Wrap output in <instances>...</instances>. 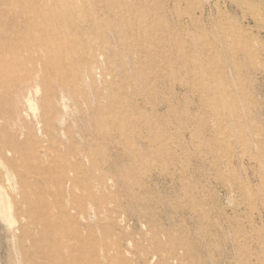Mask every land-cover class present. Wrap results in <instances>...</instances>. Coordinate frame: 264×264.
I'll return each instance as SVG.
<instances>
[{
	"label": "rangeland",
	"instance_id": "rangeland-1",
	"mask_svg": "<svg viewBox=\"0 0 264 264\" xmlns=\"http://www.w3.org/2000/svg\"><path fill=\"white\" fill-rule=\"evenodd\" d=\"M20 132L0 264H264V0H0Z\"/></svg>",
	"mask_w": 264,
	"mask_h": 264
},
{
	"label": "bare ground",
	"instance_id": "bare-ground-1",
	"mask_svg": "<svg viewBox=\"0 0 264 264\" xmlns=\"http://www.w3.org/2000/svg\"><path fill=\"white\" fill-rule=\"evenodd\" d=\"M96 5V4H95ZM83 7V6H82ZM85 7V6H84ZM119 8V7H118ZM99 11V10H98ZM97 11V12H98ZM77 65H75L74 67H76ZM84 67V66H83ZM77 68V67H76ZM89 68V67H88ZM87 68V69H88ZM35 89V88H34ZM209 100V99H208ZM27 101H30V98H27ZM23 135L22 132L19 133V135H16L6 141H3L0 137V152H2V150H4L5 148H7L8 150H15L18 154H22L24 152H22V150L17 149V144H18V136ZM23 140V139H22ZM15 159H9L6 161L7 165H12V162ZM6 167V166H5ZM11 167V166H10ZM7 170V169H6ZM18 184V185H17ZM17 184L14 186L13 188V192L12 194H2L0 192V215L4 218V217H9L10 212L12 210V206L17 203V202H22L27 200L28 195L26 193V190L23 186V182H22V177H19V180L17 181ZM109 186V185H108ZM2 188V187H1ZM36 197V193L33 192L31 194V198L35 199ZM25 211L24 210H20L19 214L20 215H25ZM164 243V242H163ZM163 245V244H162ZM116 249V248H115ZM148 253V252H147ZM150 253V252H149ZM136 260V259H135ZM134 260V261H135ZM60 262V261H59ZM58 262V263H59ZM62 262V261H61ZM137 262V261H136ZM136 264V263H135Z\"/></svg>",
	"mask_w": 264,
	"mask_h": 264
}]
</instances>
